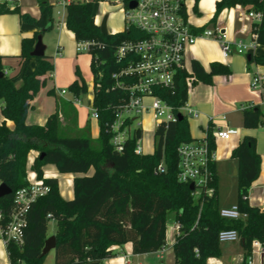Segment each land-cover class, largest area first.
Listing matches in <instances>:
<instances>
[{"label":"trees","instance_id":"obj_1","mask_svg":"<svg viewBox=\"0 0 264 264\" xmlns=\"http://www.w3.org/2000/svg\"><path fill=\"white\" fill-rule=\"evenodd\" d=\"M109 1L71 0L66 6L65 16V25L78 44L95 42L100 46L92 51L91 59L95 83L93 109L99 115L96 140L87 130L81 136L62 133L58 114L52 115L44 126L26 123L33 100L46 88L54 70L51 56L34 58L35 69L22 76L18 87L13 79L0 76L3 117L0 125V182L12 190V195L0 199V209L8 214L14 206L16 191L27 185V158L31 151L45 154L43 159L39 156L32 166L38 178H43V169L48 165L55 166L60 174L76 175L72 200L62 198L57 179L44 180L49 191L28 207L24 243H9L6 248L9 263L47 264V255L43 256L42 251L49 238L50 221L56 224L53 264H103L115 257L113 247L128 243L132 244L133 255L153 254L166 244L170 213L174 214V220L180 226L173 245L175 264H207L211 258H221L218 235L223 230L232 229L239 233L246 260L254 241H259L264 247V209L253 207L248 202L249 190L261 169V157L256 151L254 138L244 137L232 152V158L237 160V206L241 213L247 214V219L237 221L220 216L215 162L209 165L213 177L211 186L215 189L212 196L202 191L196 198L190 185L178 179V148L181 144L195 141L185 115L182 114V120L177 118L176 122L161 124L155 130L153 154L135 153L137 142L142 138V130L138 128L125 142L123 150L115 155L111 126L119 107L127 101L124 91L112 88V75L124 67L123 62L116 61L115 51L123 41L140 39L144 35L135 27L126 28L121 33L102 35L95 23V7L100 2ZM132 1L136 0H122L126 7ZM37 4L40 11L37 19L16 11L22 22L37 28L32 38L21 42L20 58L23 61L32 58L39 30L51 29L54 24V7L49 0H37ZM237 5L246 11L262 14L256 33L258 44L264 46V0H220L216 3L211 22L223 10ZM2 58L0 56V72H4ZM248 63L264 66V54L253 55ZM99 72L103 73L102 77H99ZM191 74L195 77L194 83L211 85L215 76H229L231 70L226 65L213 63L210 71L206 72L199 61L193 60ZM76 75L77 81L69 91L79 98L86 95L88 89L78 70ZM187 76L186 71H179L174 88H154V94L172 107L177 115L187 103ZM53 94L54 90L48 91L49 96ZM7 121L12 123L11 127ZM130 122L127 119L125 124ZM243 126L247 129L264 127V114L260 107L243 111ZM206 140L209 148L215 150L210 129ZM161 165L163 171H157ZM91 169L94 172L89 176Z\"/></svg>","mask_w":264,"mask_h":264},{"label":"crops","instance_id":"obj_2","mask_svg":"<svg viewBox=\"0 0 264 264\" xmlns=\"http://www.w3.org/2000/svg\"><path fill=\"white\" fill-rule=\"evenodd\" d=\"M110 1L116 3L122 0ZM218 1L220 0H198L196 5L188 3L185 8L188 21L199 31L206 28L212 29L218 25L222 26L226 28L228 40L249 43L252 40V23L244 19L243 13L238 7L223 10L216 20L211 22L215 15ZM103 3L106 2H100L95 7V22L100 25L103 18L108 16L107 29L109 27V34L123 32L125 24L121 17L118 18L117 15L116 18L110 19V15L105 13L100 15L98 13ZM55 10L53 13V27L43 34V43L46 46L45 55L51 56L54 70L49 76L46 88L42 89L33 100L32 109L26 117V123L44 126L54 114H58L59 120L62 122L70 113H73L76 120V131L81 132L87 129L91 138L96 140L99 136L98 121H95V126L91 124L90 127L86 121L87 111H91L94 99L91 56L78 51V43L75 40V36L65 25L66 10L63 12V16H57ZM23 13L30 14L36 19L40 15L39 7L35 11L31 8L30 10H23ZM118 13L123 14L120 7ZM114 14L116 15V13ZM0 29H2L1 26ZM36 31L37 28L22 22L19 16L17 30L12 36L17 40L21 39L20 44L18 42V45H15L16 49L13 51L9 50V46L0 47L4 73L7 77L13 79L17 87L22 83V76L31 73L35 69L36 60L34 58L23 61L20 55L22 40L32 38ZM0 35H2V32ZM9 36L6 33L0 38ZM261 54H264V46L259 45L255 55ZM193 60L199 61L206 72L210 71V66L213 63L226 65L231 70V75L229 76H215L211 85L194 83L193 88L187 94V104L197 112L195 118L188 120L190 134L194 140H203L207 136L209 129L212 134L215 133L217 128L225 127L230 130L229 140L217 139L215 141V168L218 176L219 208H230L237 205L238 197L230 203L223 201L224 192L228 188L232 192L234 185L237 183V160L232 158V152L244 137H252L256 141V151L261 157V169L258 179L249 190L248 202L253 207L264 209V128L247 129L243 126V111L248 108L258 107L260 102V97L250 91L251 74L255 70L264 72V66L249 64L246 56L236 54L224 59L219 43L213 39H199L195 46L186 52L185 66L190 72ZM77 70L85 80L88 91L86 95L79 97L80 104L74 105L71 103L74 96L70 93L69 87L73 82L77 81ZM50 90H54L52 96L48 95ZM62 90H65L67 94L61 96L60 92ZM83 100H86V102L84 103ZM63 102L66 104H63ZM2 122L3 117L0 111V123ZM7 125L11 127L12 123L7 121ZM87 127H89V130ZM148 133L154 134L155 129L148 131ZM142 148L144 155L153 154L155 150L154 139L143 142ZM93 172L94 170L91 169L88 175L91 176ZM43 173L47 179L55 178L58 180L59 192L63 199H73V180L76 175L60 174L53 165L44 167ZM60 181L63 186V194L60 189ZM178 233L175 220L174 222H167L164 251L160 250L147 255H133L132 244L128 243L122 247H113L112 250L115 257L105 260L103 264H121L123 257L129 260V264H132L133 257L148 259L149 256H155L158 264H166L165 256L167 253L171 254V258H168L169 261L175 264L173 245ZM229 247L233 250V253L222 250L221 258H211L207 261V264H242L244 254L240 242L229 243Z\"/></svg>","mask_w":264,"mask_h":264},{"label":"built area","instance_id":"obj_3","mask_svg":"<svg viewBox=\"0 0 264 264\" xmlns=\"http://www.w3.org/2000/svg\"><path fill=\"white\" fill-rule=\"evenodd\" d=\"M198 0H136L137 6L134 9L126 7L122 1L116 2L123 12L126 28L135 27L144 36L140 39L123 41L115 51V58L118 63L123 62L124 67L112 75L114 81L113 89H120L127 94V101L119 107L116 120L111 126L113 137L111 144L115 152L123 150L125 142L132 137L131 123L138 120L145 113H152L155 130L161 124L176 122L178 115L173 108L154 94V88L172 89L175 85V76L179 71H186L188 76L185 79L187 92L194 85L195 77L185 66L186 52L195 46L199 39H213L220 45L221 54L224 59L236 54L240 56H252L256 54L259 44L257 42L258 26L262 21L260 12L246 11L241 5H237L244 16V19L252 23V40L249 43L242 41H230L226 35V28L216 26L212 29L197 30L187 19L185 8L187 4L196 5ZM68 0H49V3L56 9L57 16H63ZM23 0H0V14L21 11ZM96 23V22H95ZM96 25H98L96 23ZM99 26V25H98ZM95 42H83L77 45L79 52L91 56L92 51L99 48ZM98 66V65H97ZM99 72V77H102ZM123 78L128 81L122 80ZM93 85L95 88L94 78ZM99 86V85H97ZM250 91L260 97L258 107L264 114V72L255 70L251 74L249 83ZM67 92L62 90L61 96ZM152 100L147 106L146 101ZM79 105L80 100L75 97L71 101ZM2 106L0 107L1 111ZM253 108V107H252ZM187 119L195 118L197 112L187 103L180 109ZM135 115L137 118H131ZM91 117L99 120L96 110L91 108ZM130 119L129 125L125 121ZM1 125V123H0ZM139 128L142 130V138L138 140L135 149L136 154H143V121H139ZM214 142L217 139L229 140L230 130L228 128H217L213 134ZM40 153L31 151L27 158V185L16 191L14 195V206L6 214L0 209V238L5 249L10 242L17 245L24 243V231L27 225L26 212L31 203L38 198L45 196L49 188L45 185L43 178H38L32 170V166ZM178 179L187 184H194V196L198 198L204 191L207 196H212L215 189L212 184V173L209 165L215 162V150L209 148L206 137L203 140L181 144L178 148ZM157 171H163L162 165ZM1 185V182H0ZM220 216L226 220H245L247 214L241 213L238 206L220 209ZM50 217V216H48ZM176 229L180 226L176 223ZM220 244L240 242L239 233L236 230H223L218 235ZM164 251V248L162 249ZM245 264H264V247L259 241L252 243L251 254L244 260ZM242 263V264H243ZM19 264V263H18ZM123 264H129V260L123 257Z\"/></svg>","mask_w":264,"mask_h":264},{"label":"rangeland","instance_id":"obj_4","mask_svg":"<svg viewBox=\"0 0 264 264\" xmlns=\"http://www.w3.org/2000/svg\"><path fill=\"white\" fill-rule=\"evenodd\" d=\"M119 7L118 5H116L115 2H106L103 3L100 8H99V14L104 15V13L106 15H110V19H114L117 17L118 18H122L123 23L126 26V22H125V17L122 13H118L119 12ZM33 9L34 11L38 8V4H37V0H23L22 3V7H21V11L20 13L23 12V10H30ZM29 12V11H28ZM113 13H116V15ZM113 15V17L111 18V16ZM19 13H7V14H1L0 15V26L2 29H0V33L2 32V36L6 33H8L10 36L7 38H0V47L1 46H9V50L13 51L15 50L16 46L18 45V42L20 44V40L15 39V37L12 36L13 33H15V31L17 30V26L19 24ZM109 29V27H108ZM16 43V44H15ZM84 68V67H83ZM84 101V100H83ZM86 102V100L84 101V103ZM152 100L148 99L146 101V105L149 106L151 105ZM0 105H1V101H0ZM89 116V117H88ZM132 119L137 118L135 115L131 116ZM192 119V118H191ZM143 121V129L145 131H151L154 130V120L152 119V113H145L144 115L140 116L138 120H134L131 123V132H133L134 130L138 129V123L139 121ZM86 121L88 122V125L90 127V125L92 124L93 126H95V120L92 119L91 117V111L88 110L87 111V115H86ZM60 124H61V128L60 131L66 135L69 136H81L83 134V132L85 130H83L81 132V134L79 132L76 131V120H75V115L73 113H70L68 115V117L66 119H64L62 122L60 120ZM89 127L88 130H89ZM264 128V127H263ZM87 130V129H86ZM154 139V134L151 133H144L143 134V142H147L148 140H153ZM234 174V172H233ZM234 178V177H233ZM236 178V177H235ZM60 186H61V192L63 194V186H62V182L60 181ZM231 187V186H230ZM224 202L225 203H230L233 200H236L238 197V185L237 183L234 185L233 191L231 192V190L228 188V190H226L224 192ZM168 223L170 222H174V214L170 213L168 215ZM56 232V224L54 221H50L49 222V231H48V235L49 237L52 236L53 234H55ZM221 248L223 251L225 252H229V253H233V250L230 249L229 247V243H223L221 244ZM166 264H173L172 262L169 261L168 258H171V254L167 253L166 254ZM55 260V254L54 251H51L48 255H47V259H46V263L47 264H53ZM133 262L132 264H158V261L156 260L155 256H149L148 259H143V258H135L133 257ZM0 264H10L9 260H8V256L5 250V246L3 244L2 239L0 238Z\"/></svg>","mask_w":264,"mask_h":264},{"label":"water","instance_id":"obj_5","mask_svg":"<svg viewBox=\"0 0 264 264\" xmlns=\"http://www.w3.org/2000/svg\"><path fill=\"white\" fill-rule=\"evenodd\" d=\"M137 6V2L136 1H132L129 4V8L130 9H134ZM107 21H108V16H105L101 22V24L99 25L100 27V31L102 33V35H108V29H107ZM50 28L49 27H45L43 29H40L39 32L40 34L37 36V40H36V44L34 46V50L31 52V57L32 58H41L45 56V51H46V46L43 43V34L45 32H47ZM252 58L251 54H248L246 56V60L250 61ZM5 75L4 72H0V76L3 77ZM257 111V110H256ZM178 118L180 120L183 119V115L179 114ZM115 155H118V152H115ZM45 156V154H41L40 155V159H43ZM190 189L192 191L195 190L194 184H190ZM12 195V190L5 184H1L0 185V199L10 196ZM56 248V237L55 236H51L49 237L46 242H45V246L44 249L42 251V255L46 256L48 255L51 251H54Z\"/></svg>","mask_w":264,"mask_h":264},{"label":"bare ground","instance_id":"obj_6","mask_svg":"<svg viewBox=\"0 0 264 264\" xmlns=\"http://www.w3.org/2000/svg\"><path fill=\"white\" fill-rule=\"evenodd\" d=\"M146 133H148V131H146ZM121 264H123V258H122V263Z\"/></svg>","mask_w":264,"mask_h":264}]
</instances>
